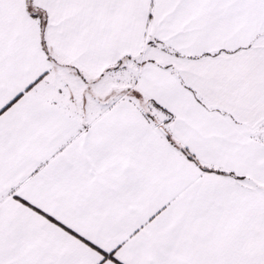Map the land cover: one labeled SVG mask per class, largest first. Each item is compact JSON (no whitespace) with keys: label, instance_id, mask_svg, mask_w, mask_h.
I'll return each mask as SVG.
<instances>
[{"label":"snow or ice","instance_id":"6c2138e0","mask_svg":"<svg viewBox=\"0 0 264 264\" xmlns=\"http://www.w3.org/2000/svg\"><path fill=\"white\" fill-rule=\"evenodd\" d=\"M0 264H264V0H0Z\"/></svg>","mask_w":264,"mask_h":264}]
</instances>
